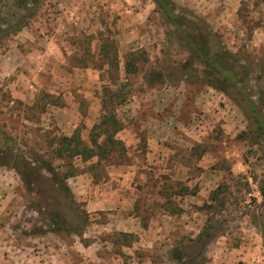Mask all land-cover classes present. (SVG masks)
<instances>
[{
    "label": "rangeland",
    "instance_id": "rangeland-1",
    "mask_svg": "<svg viewBox=\"0 0 264 264\" xmlns=\"http://www.w3.org/2000/svg\"><path fill=\"white\" fill-rule=\"evenodd\" d=\"M172 1L184 16L179 28L152 0H30L23 9L0 0V28L27 23L0 42V264H35L37 256L43 264H114L137 235L111 229L115 216L95 210L82 191L130 165L141 174L131 214L161 228L149 239L153 249L142 241L140 262L177 264L179 248L208 264L212 243L234 247L247 236L262 240L264 254V135L249 107L264 122V0ZM187 33L212 58L230 53L236 84L191 52ZM128 59L137 71L126 75ZM150 70L166 82L148 86ZM161 87L169 94L157 98L162 105L146 106L144 95ZM104 113L137 142L125 146L122 128L115 138L123 153L60 154L62 136L77 133L89 145ZM148 117L165 129H147ZM147 137L162 139L164 152L146 155ZM46 164L67 175L72 198L49 182ZM223 184L213 215L220 230L201 250L189 239L212 215L200 207Z\"/></svg>",
    "mask_w": 264,
    "mask_h": 264
},
{
    "label": "trees",
    "instance_id": "trees-1",
    "mask_svg": "<svg viewBox=\"0 0 264 264\" xmlns=\"http://www.w3.org/2000/svg\"><path fill=\"white\" fill-rule=\"evenodd\" d=\"M152 1L155 4L156 9L163 16L169 19V23L174 26V28H179L177 27V23L184 20V16L178 12L177 5L172 0ZM26 2L29 3L30 0H19L18 8L23 9ZM12 17H15V15H12ZM4 25L6 27L0 28V42L3 37L17 33L20 29L25 27L27 23L24 22L17 28L10 31L7 29V23H5ZM187 36L189 38V48L191 52H193L198 58H200L206 66L212 68L214 72L221 74L223 77V81H227L233 84L237 83L238 77L236 73L232 71V63L228 61V58L231 56L228 51H222L224 53H217L214 58H212L208 55L207 52L204 51L202 46L192 44V40L195 37L194 35L187 33ZM129 56L132 58V60H135L136 54L130 53ZM134 66V62L129 61V59L126 60L124 65L125 74L128 75L130 73L136 72L137 70ZM143 79L150 87L159 86L166 82V79L164 78L162 73L154 70H150L147 74H144ZM102 105L104 106V109H109V107H107L105 103H103ZM249 107L251 113H253V116L258 123L259 131L264 135V122L261 120L259 111L256 110L255 103L251 100H249ZM122 128L123 125L114 117L112 113H104L100 120V123L97 125V131H95L94 134L92 133V138L90 139L89 145H86L77 133H74L69 137L62 136L60 138V147L62 148L60 154H63V152H67L69 158L79 156L84 160H88L96 157L98 158V160H101V158H103L106 154L114 152L116 151V149L123 153L125 152L123 143L115 138L116 133ZM101 136V141H98V138ZM44 168L48 170L47 172L49 174V182L55 186H58L60 190L68 193L72 198V194L70 193L69 187L66 183L67 175H62L59 171H55L47 164ZM224 188H226L225 184L218 185L217 188L210 193L208 201L204 202L200 207L201 211L212 214L207 217L204 226L201 228L196 237L193 239H189L190 243H196L197 245H199L201 247V250H204L218 236L217 232L220 230V221H215L213 219V215L223 207V200L219 199V195L222 193ZM262 196L264 199V192H262ZM212 203H214V205ZM122 234L123 236H126L125 233ZM172 258L177 262V264H205L207 262L206 256L204 254H187L179 248H175L172 251Z\"/></svg>",
    "mask_w": 264,
    "mask_h": 264
},
{
    "label": "crops",
    "instance_id": "crops-1",
    "mask_svg": "<svg viewBox=\"0 0 264 264\" xmlns=\"http://www.w3.org/2000/svg\"><path fill=\"white\" fill-rule=\"evenodd\" d=\"M153 91H156V93H153ZM163 95H169L165 93L164 87H161L158 90L150 88L148 93L144 95V100L142 102H144L146 106L157 108L158 104L162 105L161 103L163 101L162 100L160 103V99L157 100V98ZM141 105L142 103H140V106ZM145 123L147 129L150 127L151 129H157L158 131L164 130L166 125L163 120L159 121L150 117L146 118ZM121 132H126L125 134L120 135V140H122L125 146L128 147L130 144H135L137 142V138L129 136V133L125 128H123ZM150 137H147L146 139V155L154 154L156 152L163 153L164 143L162 139L158 138L154 140ZM136 168L138 167L132 165L121 168L114 174H109L108 181L94 188L93 192H90V190L82 191L85 196L89 194V197L94 200L93 207L96 208L95 210L110 212L111 216H115V221L111 222V229L114 228L118 232L137 235L136 240L132 242L130 246L121 245L120 255H122L123 258L118 256V258L113 259L114 264H147L146 262H140L136 258V252L139 250L138 248L142 246V241L146 243L143 245L146 250L153 249V242H150L151 240L149 241V239H152L151 234L157 236L161 231V228L155 225L153 220H151L149 225L145 227L141 224L139 218L135 216V214H131V211L135 207L137 193L139 191L136 180L141 178V174ZM198 233L199 230L196 234ZM159 236L160 234L158 237ZM217 244L212 243L209 246L213 258L210 259L208 264H264L263 249L261 250L263 243L260 238H251L249 236L244 237L242 242L234 247L223 246L217 248ZM83 248L84 251L89 250L90 244ZM212 250H216V252L214 253ZM18 251L22 252V249H19ZM93 253L96 254V251ZM23 254L24 253L22 252V255L20 256L23 257ZM88 256H90V253ZM41 258L43 257L37 256L35 264H43ZM83 258H86V256ZM124 258L127 259L126 263H124ZM171 264L176 263L171 262Z\"/></svg>",
    "mask_w": 264,
    "mask_h": 264
}]
</instances>
